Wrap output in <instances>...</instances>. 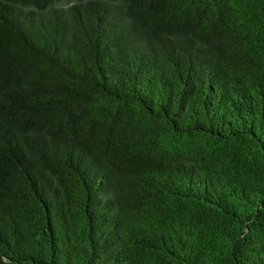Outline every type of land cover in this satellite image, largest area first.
<instances>
[{
	"label": "trees",
	"instance_id": "16d2710c",
	"mask_svg": "<svg viewBox=\"0 0 264 264\" xmlns=\"http://www.w3.org/2000/svg\"><path fill=\"white\" fill-rule=\"evenodd\" d=\"M0 264H264V0H0Z\"/></svg>",
	"mask_w": 264,
	"mask_h": 264
}]
</instances>
